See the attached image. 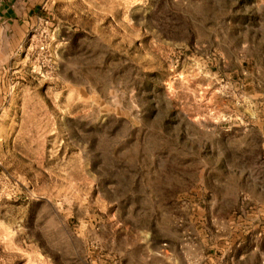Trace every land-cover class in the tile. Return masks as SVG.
Returning a JSON list of instances; mask_svg holds the SVG:
<instances>
[{"label": "rangeland", "instance_id": "obj_1", "mask_svg": "<svg viewBox=\"0 0 264 264\" xmlns=\"http://www.w3.org/2000/svg\"><path fill=\"white\" fill-rule=\"evenodd\" d=\"M35 12L0 38V264H264V0Z\"/></svg>", "mask_w": 264, "mask_h": 264}, {"label": "crops", "instance_id": "obj_2", "mask_svg": "<svg viewBox=\"0 0 264 264\" xmlns=\"http://www.w3.org/2000/svg\"><path fill=\"white\" fill-rule=\"evenodd\" d=\"M47 0H0V38H8V31L11 32L10 36H19L26 29L27 24L30 20L36 15L35 9L41 7ZM26 31V30H25ZM232 238V235H227L226 238ZM244 243V242H243ZM230 247L226 251H229ZM217 257L215 255H208L201 259L196 260L194 263L189 261V258H171L174 260V264H182L183 260L186 259L189 264H220L224 263L223 258L225 254ZM249 254L241 252L240 254H235L230 257L228 260H245ZM230 257V258H229ZM188 259V260H187ZM252 262V264H255Z\"/></svg>", "mask_w": 264, "mask_h": 264}]
</instances>
